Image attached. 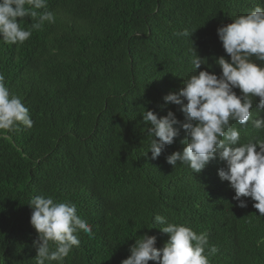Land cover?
<instances>
[{
  "label": "trees",
  "instance_id": "16d2710c",
  "mask_svg": "<svg viewBox=\"0 0 264 264\" xmlns=\"http://www.w3.org/2000/svg\"><path fill=\"white\" fill-rule=\"evenodd\" d=\"M257 5L264 0H47L54 24L31 29L38 17H25L28 40L0 39V73L34 122L0 130V264H36L28 204L39 195L75 203L94 233L81 232L78 248L46 264H121L145 232L162 247L169 237L162 225L150 229L155 215L206 232L218 249L210 264H264V243L257 247L264 216L251 198H242L246 208L237 206L218 176L226 163L213 160L200 173L180 161L169 165L166 157L183 150V130L151 159L141 116L171 110L183 121L179 106L163 97L195 74V52L212 65L198 71L219 75L214 59L230 57L217 28ZM185 30L188 36L177 35ZM256 99L252 111L264 119ZM232 123L241 143L264 139L250 122Z\"/></svg>",
  "mask_w": 264,
  "mask_h": 264
},
{
  "label": "clouds",
  "instance_id": "9594fccd",
  "mask_svg": "<svg viewBox=\"0 0 264 264\" xmlns=\"http://www.w3.org/2000/svg\"><path fill=\"white\" fill-rule=\"evenodd\" d=\"M39 9L45 11L38 13ZM46 9L47 0H0V39L19 45L31 37V29L38 30L45 22L54 24V13ZM25 17H38L29 30L20 26ZM231 21L217 28L222 47L230 57L214 59L220 74L207 70L212 65L204 63V58L195 52V74L183 79L178 92L163 97L165 104L179 106L183 121L171 110L163 116L145 110L141 116L148 125L151 159H157L183 130V150L168 155L166 162L174 168L180 161L193 173H200L211 161H224L226 167L218 169V176L229 182L237 206L246 208L242 198H251L253 207L264 216V139L257 136L241 143V131L232 123L243 126L250 122L255 129L264 130V119L252 111L253 98L258 97L256 113L264 112V7L257 5ZM177 35L189 33L185 30ZM201 65H207V69L198 71ZM33 123L29 109L20 97L10 94L5 76L0 73V130L13 131L21 124L31 128ZM28 205L32 210L30 224L37 233L32 244L36 264L62 262L74 247L80 246L81 232L89 238L94 236L92 226L78 215L77 205L70 200L57 202L52 196L39 195L32 197ZM155 225H162L159 230L169 237L163 246L157 248V237L145 232L135 239L129 247L130 255L121 264H210L209 257L218 251L209 244L206 232L197 234L186 223L168 222L166 217L155 215L150 229L157 228ZM261 243L264 238L257 241V247Z\"/></svg>",
  "mask_w": 264,
  "mask_h": 264
}]
</instances>
